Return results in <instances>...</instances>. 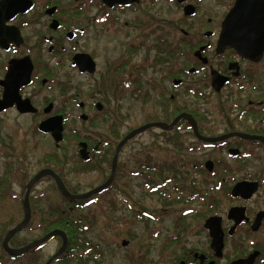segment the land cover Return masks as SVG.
Listing matches in <instances>:
<instances>
[{
  "label": "rangeland",
  "instance_id": "rangeland-1",
  "mask_svg": "<svg viewBox=\"0 0 264 264\" xmlns=\"http://www.w3.org/2000/svg\"><path fill=\"white\" fill-rule=\"evenodd\" d=\"M148 6L146 2L121 13L122 15L113 13L105 22L101 20L103 9L93 7L92 11L73 20L84 32L75 42L68 43V49L95 55L99 75H79L72 68L71 61L64 57L63 66L54 67L53 63L58 58H48L47 65L52 68L53 77L46 84L45 95L51 98L61 112L68 114L64 123L63 140L59 149L55 148L49 136H43L34 130L38 120L16 119L8 114L2 129L5 146H0V153H6L10 157L8 162L17 165L21 160H26L28 168L25 167L24 171L30 175L57 158L61 161L65 181L72 190L77 194H85L98 188L109 178L116 144L147 122L148 117L160 114L158 83L168 90V95L178 94L177 101L189 108L202 107L201 100L186 97L180 90H171L167 82L162 83L153 70V65H160L162 69L180 67L183 59L177 53H170L182 39L183 34L179 29L198 33L201 31V22L205 19H181V14L171 6L167 9L164 2L154 8ZM117 14L120 19H112ZM182 21L186 22L185 27L182 26ZM34 24L35 30L43 24L46 29L44 33L48 37L50 31L46 18L35 19ZM139 68L145 70L142 71L143 83L138 86V92L136 85L120 83L125 79L137 80V74L141 71ZM54 82L57 83L56 86L53 85ZM151 84H156L157 87L153 88ZM70 96L76 97L78 102L84 103L88 108L83 111L76 104H71L68 109L63 107L65 99ZM93 100L103 105L102 112L106 114L97 121L92 118L96 111L92 104L89 105ZM81 114L88 116V120L82 121L79 118ZM114 121L119 125L116 130L111 128ZM113 130L117 133L113 134ZM85 137L91 138L92 143L111 144L106 162L91 163L87 170L76 164V160H79L78 144L86 141ZM169 137L159 130L143 131L121 150L117 162L126 167L125 171H117L109 190L96 195L92 204L76 212V215L82 214L91 221V227L84 236L97 247L101 257L84 255L83 260H73L69 264H179L180 260L188 258L192 253L208 251L207 232L201 230L202 213L210 200L217 199L223 210L228 207V203L218 193L220 190H217V184H212L205 174L192 170L191 164L197 161L203 163L211 159L213 153L192 152V149L187 153L178 147L173 149V142L188 143L189 136L181 135L174 139ZM147 157L150 162L152 159L149 165H159L166 180L153 177L148 179L149 176H143L146 173L139 174V171H144L140 169L139 162L145 161ZM181 162L185 164V168L181 167ZM253 163L250 167L258 166V163ZM3 167L4 158L1 159L0 156V172ZM167 167H171V170ZM199 179L200 182H197ZM12 180L13 191L22 193V185L26 180L21 184L16 175ZM194 189L205 194V198L198 199L194 196L189 201ZM34 191H43L48 197L43 203L44 207H41L42 212L55 204L63 205L62 195L52 180L45 178L36 185ZM255 206L258 203L255 202L253 207ZM40 214L39 208L34 210L31 227L36 226ZM10 216L16 218L15 223L22 219L20 204H7L0 200V224ZM42 234V231L30 230L21 233L18 238L30 242ZM122 242H126V245L122 246ZM60 246V239L49 240L39 252L31 255L30 261L21 259L15 262L5 261L8 262L5 264H45L58 252ZM3 257L0 254L1 262H4ZM52 264L62 263L54 261Z\"/></svg>",
  "mask_w": 264,
  "mask_h": 264
},
{
  "label": "flooded vegetation",
  "instance_id": "flooded-vegetation-1",
  "mask_svg": "<svg viewBox=\"0 0 264 264\" xmlns=\"http://www.w3.org/2000/svg\"><path fill=\"white\" fill-rule=\"evenodd\" d=\"M114 1L106 0L108 3L106 4L102 0H0V146H5L2 129L8 114H12L16 119L38 120L34 130L43 136H49L53 142L51 134L39 131V125L56 116H62L64 123L68 119V114L61 112L51 98L45 95L46 84L53 77V70L47 65L48 58H58L57 62L53 63L54 67H62L64 57L71 61L72 68H75L79 75H99L95 55L85 53L95 63L94 72H81L74 63L73 57L84 52L69 51L67 46L68 43L75 42L84 32L73 20L92 11L93 7L97 10L103 9L102 22L108 21L113 13L122 15L121 13L135 9L146 2L150 8L164 2L167 4V9L171 6L172 9L177 10L182 16L181 19H205L203 23L201 22V31L198 33H188L179 29L183 34L182 39L170 53H177L183 59L180 67L162 69L160 65H153V70L159 75L162 83L167 82L171 90H180V93L186 97L191 96L201 100L202 107L189 108L183 102L177 101L178 94L168 95V90L158 83L160 114L148 117L147 122L139 128L151 123L169 126L179 119L168 131L159 128H148L144 131L159 130L162 134L170 136L169 139L181 135L189 136L188 143L180 141L179 144L175 141L171 144V148L178 147L187 153L190 149L193 150L192 152L213 153L211 159L203 163L193 162L191 169L199 174H205L212 184H217V190H220L218 193L228 203V207L223 210L217 199L210 200L205 212L202 213L201 228L202 231L207 232L208 251L192 253L188 258L180 260L179 264H264V52L259 59L252 60L240 57L228 46L220 48L222 22L236 0H133L127 4H112ZM190 10L193 14L186 15ZM120 15L117 14L112 19H120ZM45 18L48 20L50 31L48 37L44 33L46 29L43 24L41 28L39 26L37 30L34 29L35 19ZM182 22V26L185 27L186 22ZM139 69L141 71L137 74V80L125 79L120 83L136 85L138 92V86L143 83L142 71L145 70ZM53 85L56 86L57 83L54 82ZM151 87L157 86L151 84ZM71 104H76L83 111L88 108L73 96L65 99L63 107L68 109ZM97 104L101 105V110L97 109ZM89 105L96 111L92 117L94 121L106 115L102 112L103 105L98 101L93 100ZM48 107L50 109L46 112ZM196 134L208 139L227 138L217 142H206L199 139ZM84 139L86 141L80 143L86 145L85 152L88 159L81 158L79 143L77 154L81 162L97 163L103 159L104 153L108 156L107 153L111 148L106 147V142L92 143L91 138ZM59 146L60 144L58 146L55 144V148L59 149ZM0 156L1 159L4 158V167L0 172V200L7 204L18 202L22 210V219L17 223H15L16 218L10 216L0 224V254L4 256V262L0 261V264L21 259L30 261L31 255L39 252L45 243L15 256L7 253L3 243L9 232L24 220V197L31 180L46 169L60 177L61 161L56 158L47 166L44 165L42 169L29 175V172L24 171L28 168L26 160H21L22 165L19 162L16 165L7 161L10 157L6 153H0ZM79 160H76V164ZM207 162L211 163L210 169L206 166ZM253 162L258 163V166L250 167ZM181 167L185 168L183 162ZM14 174L19 177L21 184L26 180L20 194L12 189ZM45 178L52 180L56 186L50 176H43L32 186L28 195L30 219L20 231L7 240L8 249L26 248L46 235L45 215L49 208L42 212L41 207H44L43 203L47 196L43 191H34L36 185ZM196 181L200 182V179ZM201 183L204 185L203 182ZM241 183L248 185L233 197V188ZM250 184L256 185L255 191L249 198H244ZM204 198L205 194H203ZM255 202L258 206L253 207ZM38 208L41 213L38 223L35 227H31L33 212ZM53 208L54 216L49 221L53 220L57 225L61 212L60 205L55 204ZM211 217L218 218L222 232L223 248L219 258L215 257L211 250V239L205 228L206 221ZM30 230L42 231L43 234L30 242L18 238L21 233ZM56 238L61 240L58 236L51 240ZM195 254H198V258H195ZM200 256H203L202 260L199 259ZM248 260L251 262H245Z\"/></svg>",
  "mask_w": 264,
  "mask_h": 264
},
{
  "label": "water",
  "instance_id": "water-1",
  "mask_svg": "<svg viewBox=\"0 0 264 264\" xmlns=\"http://www.w3.org/2000/svg\"><path fill=\"white\" fill-rule=\"evenodd\" d=\"M103 3H106V0H102ZM133 0H115L112 4H127L132 2ZM112 4H109L111 6ZM193 11L190 10L186 15H192ZM55 26V25H54ZM221 44L220 48L223 47H230L234 49L240 57L244 59H252L257 60L261 57L262 53L264 52V0H236L235 5L230 9L226 18L222 22V33L219 41V45ZM74 63L78 66L81 72H90L93 73L95 70V63L92 58L85 53L77 54L73 57ZM214 75V74H213ZM50 107L46 109L48 112ZM97 109L101 110V105L97 104ZM81 119L83 121L86 120V116L81 115ZM176 119L173 121L169 126L163 125L161 123H151L141 128H137L125 136L116 146L115 153L111 162V173L108 180L102 184L100 187L93 189L90 192L85 194H71L66 189L65 185L63 184L62 180L51 170L46 169L38 173L29 183L28 189L25 193L24 197V213L25 217L21 224L16 226L12 229L9 234L7 235L6 239L4 240L3 245L5 246V250L10 255H19L23 252L38 247L43 243L47 242L53 237H60L62 240L61 246L58 252L53 255L45 264H52L54 261L59 260L60 256L64 253L67 247V238L63 232L60 231H53L46 234L40 240L34 241L28 247L20 249V250H10L6 247L7 240L14 234L20 231L29 221L30 219V208L28 204V195L29 190L32 186L38 182L43 176H50L56 183V186L59 192L63 195V197L71 200V201H82L91 198L92 196L101 193L106 188H108L113 180L116 171L117 159L118 156L123 149V147L135 136L142 133L144 130L148 128H159L165 131L170 130L178 121ZM194 127V126H193ZM39 131L45 134H51L55 144L58 146L59 143L63 139V117L56 116L53 118H49L43 121L39 125ZM196 133V130H194ZM197 135V134H196ZM198 136V135H197ZM199 139L206 142H217L227 137H220V138H202L198 136ZM80 151L79 154L83 160H87L88 157L86 155V145L84 143L79 144ZM210 162H207L206 166L210 169ZM248 184L241 183L236 185L232 190V196L235 197L239 194V192L244 189V186ZM248 191L243 196L244 198H249L250 195L255 191V184L249 185ZM205 228L209 232V237L211 239L210 247L211 250L214 252L215 257H221V251L223 248L222 242V232L220 230L218 224V218L211 217L205 223ZM126 242H122V246H125ZM195 258H198V254H195ZM200 260L203 259V256L199 257ZM245 262H251L250 260ZM212 264V263H210Z\"/></svg>",
  "mask_w": 264,
  "mask_h": 264
},
{
  "label": "trees",
  "instance_id": "trees-1",
  "mask_svg": "<svg viewBox=\"0 0 264 264\" xmlns=\"http://www.w3.org/2000/svg\"><path fill=\"white\" fill-rule=\"evenodd\" d=\"M115 124L116 122L114 121L111 125V128L116 130L118 129L119 125L118 124L115 125ZM115 130H113L114 132L113 134L117 133V131ZM114 138H117V137H114ZM106 147L111 148V144L106 142ZM105 160H106V154L104 153V159L100 162H104ZM149 162H150L149 157H147L145 161L139 162V166H141L140 169H144V171L142 170L139 171V174L141 175V174L146 173L147 175H143V176H145L146 178L149 176L148 179L153 177V179L161 178V179L166 180L167 178L163 177V174H162V171L159 165L158 166L154 164L149 165L152 162V159H151V162L150 163ZM78 164L80 168H82L83 170L90 169L88 162L83 163L79 160ZM167 168L170 169V167H167ZM125 169H126L125 166L121 164L117 165L118 173L125 171ZM60 171H61V174L59 176L62 179L67 190L72 194H77L75 191L72 190L69 184L65 181L64 173L62 172V170ZM172 180H175V179H172ZM109 188L98 195L104 194L105 192L109 190ZM95 196H92L91 198L87 200H82V201H71L61 196V199L63 200V203H62L63 205L60 206L61 212L59 214L57 225L54 224L53 220L49 221L54 216V208L50 207L48 211L46 212V215H45L46 232L45 234L50 233L56 229L60 232H63L67 238V247L58 262L62 264H69L73 260L75 262L81 261L83 260L84 255H87L88 257L92 255L95 257H101V252L97 249V247L95 245H92V243H89L85 239V236H84L85 232L91 227V221L85 216H83L82 214L76 215V212L86 209L90 204H92V202L95 200ZM194 196L198 199L203 198V195L197 189H194V191H192L189 201L192 200Z\"/></svg>",
  "mask_w": 264,
  "mask_h": 264
}]
</instances>
